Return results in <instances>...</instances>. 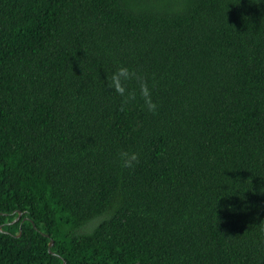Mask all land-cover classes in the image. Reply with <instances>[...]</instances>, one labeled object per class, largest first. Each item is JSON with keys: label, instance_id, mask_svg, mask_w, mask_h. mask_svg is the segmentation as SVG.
<instances>
[{"label": "trees", "instance_id": "16d2710c", "mask_svg": "<svg viewBox=\"0 0 264 264\" xmlns=\"http://www.w3.org/2000/svg\"><path fill=\"white\" fill-rule=\"evenodd\" d=\"M63 261L264 264V2L0 0V264Z\"/></svg>", "mask_w": 264, "mask_h": 264}, {"label": "clouds", "instance_id": "9594fccd", "mask_svg": "<svg viewBox=\"0 0 264 264\" xmlns=\"http://www.w3.org/2000/svg\"><path fill=\"white\" fill-rule=\"evenodd\" d=\"M256 2L261 3L264 2V0H256ZM129 77H130V72L126 67L124 66L118 67L117 70L111 74V83L109 84V87L113 88L114 91L121 96L122 101L124 103H127L129 100H133L136 95L135 91L133 90H129L126 93L124 81H127ZM139 91H140V95L144 98V102L147 109L150 111L154 110L156 105L149 96V92L146 84L141 82ZM118 155L120 162L124 167H131L137 161V153L134 151L129 152L126 150H121Z\"/></svg>", "mask_w": 264, "mask_h": 264}, {"label": "water", "instance_id": "95a60500", "mask_svg": "<svg viewBox=\"0 0 264 264\" xmlns=\"http://www.w3.org/2000/svg\"><path fill=\"white\" fill-rule=\"evenodd\" d=\"M20 214H21V212L20 211H17V215H16V217L12 220V221H14V220H16V219H18L19 217H20ZM43 234H45V235H47L48 236V234L47 233H45V232H43ZM17 235H19V233L17 234ZM52 242H53V239L52 238H49V241H48V247H50L51 246V244H52ZM61 264H64V261L61 263ZM133 264H139V262H135V263H133Z\"/></svg>", "mask_w": 264, "mask_h": 264}]
</instances>
